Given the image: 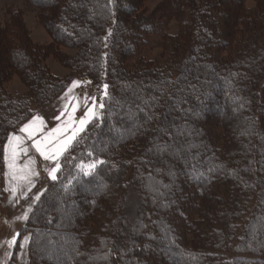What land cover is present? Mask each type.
Wrapping results in <instances>:
<instances>
[{
	"label": "trees",
	"instance_id": "16d2710c",
	"mask_svg": "<svg viewBox=\"0 0 264 264\" xmlns=\"http://www.w3.org/2000/svg\"><path fill=\"white\" fill-rule=\"evenodd\" d=\"M26 1L52 42L0 23L1 178L10 134L74 79L108 85L28 218L29 264H264V0Z\"/></svg>",
	"mask_w": 264,
	"mask_h": 264
},
{
	"label": "rangeland",
	"instance_id": "374dc122",
	"mask_svg": "<svg viewBox=\"0 0 264 264\" xmlns=\"http://www.w3.org/2000/svg\"><path fill=\"white\" fill-rule=\"evenodd\" d=\"M158 4L159 1L150 3L149 4L150 10L154 9ZM249 5L250 6L253 5V3L249 2ZM9 11L22 12L24 21L27 27L31 30L33 39L36 42L41 44H49L52 42L48 33L40 25V22L38 20V10L30 3H28L26 0H0L1 24H3L8 19L7 14ZM175 31H176V23L174 22L172 24V32L174 33ZM64 52L69 56H74L76 54V51L69 49H65ZM147 55L150 58L160 57L161 50H157V49L153 50L152 52H149ZM46 63L49 68H52L53 72H56L54 70V66L56 65L57 67L62 69V71H68V75H70L71 73L69 69L63 67L54 58H49L46 61ZM64 78H60V79H64ZM74 82H78V84L74 85ZM19 87L25 88L21 80L16 76L7 85L6 88L11 95H18V94H12L11 92L18 93ZM69 89H71V93H69ZM104 95H105V89L103 92H101V89L97 88L94 85V83H92L91 81L81 78H76L72 81L66 92L61 97H59L55 102H53L46 108L37 111L38 114H35L33 118L36 116L42 118L45 122L47 129L55 127L61 122L60 120H57L56 117L61 115V111L63 110V106L65 105V103H68L69 101L75 103V98L77 97L80 100V106L78 107V110L73 114L74 119L78 121L79 118L83 117L84 112L86 111V106L87 107L92 106L93 103L92 98L96 99V105H97L96 110L98 111L99 116L102 117V110L99 109V104L102 103V97ZM85 98H87V104L85 103ZM65 118L66 117H61L62 120ZM100 120L101 119L97 118L92 120L90 123H88L85 126L84 131L79 133L77 137V141L85 135L90 124L94 123L95 121L99 122ZM75 142H73L72 146L74 145ZM30 143L31 142H28L29 145ZM29 156H31L36 161L34 168L35 171L38 173V175L33 178L34 186L31 188L30 191L25 189L23 195H21L19 191L15 193L17 194V197L9 206H5L7 200L6 190H5L6 186H5L4 178L2 179L0 176V264H10L14 249L17 250V252L18 251L20 252L17 253L16 256L17 259V257L20 256L21 251L25 248V244L27 242L29 248L32 234L27 229L28 218L31 212L33 211L34 207L38 203V201L45 193L49 183L52 182V180L48 177V174L45 170L46 168L52 166L51 163L44 161L43 158L40 157L39 154L36 153L34 149H30ZM63 157L61 158V164ZM27 158L28 157H21L20 163H23L25 160H27ZM4 173H5V168H4ZM39 193H42V195H40V199L37 201L34 199V197ZM11 194L14 195L12 192ZM131 199L128 202L130 207L128 206L127 207L129 208L128 210L135 213L136 204ZM19 231H24V234L21 237V240L17 242ZM14 237H15V243L11 244L10 246L9 242H11Z\"/></svg>",
	"mask_w": 264,
	"mask_h": 264
},
{
	"label": "snow or ice",
	"instance_id": "6c2138e0",
	"mask_svg": "<svg viewBox=\"0 0 264 264\" xmlns=\"http://www.w3.org/2000/svg\"><path fill=\"white\" fill-rule=\"evenodd\" d=\"M76 84L78 82H74V85ZM103 87L106 95L108 85ZM69 93H71V89H69ZM92 101V106H86L83 117L79 118L78 121L74 119L73 115L80 106V100L77 97L75 98V103H72V101L65 103L61 115L56 117L61 122L55 127L47 129L44 120L36 116L19 128L20 134H10L8 136L7 143L3 148V159L7 168L5 175L13 194L19 191L23 195L25 189L30 191L34 186L33 178L38 173L34 168L36 161L29 156L30 149H34L44 161L51 163L52 166L45 170L53 182L58 180V173L62 169L61 158L72 146L73 142L77 141L79 133L83 132L85 126L92 120L97 118L101 119V121L103 120V117H100L96 110V99L92 98ZM85 103L87 104V98H85ZM103 108V103H100L99 109L102 110ZM61 117L66 118L62 120ZM28 142H31L30 145ZM92 155L90 152L89 156ZM21 157L28 158L23 163H20ZM103 163L104 161L102 160H94L88 164L81 163L79 168L83 176L87 177L95 173L98 164ZM40 195L42 193L37 194L34 199L38 201ZM13 243H15V237L9 242L10 246Z\"/></svg>",
	"mask_w": 264,
	"mask_h": 264
},
{
	"label": "crops",
	"instance_id": "0c3cea01",
	"mask_svg": "<svg viewBox=\"0 0 264 264\" xmlns=\"http://www.w3.org/2000/svg\"><path fill=\"white\" fill-rule=\"evenodd\" d=\"M32 38H33V35H32ZM34 40V39H33ZM35 41V40H34ZM36 42V41H35ZM36 43H38V42H36ZM39 44H41V43H39ZM50 70H51V72H52V74H54L55 76H57V77H59V78H64V77H66L67 75H68V71H62V69H60L59 67H57L56 65L54 66V70L56 71V72H53V70H52V68H50ZM66 70V69H65ZM24 85V84H23ZM25 86V85H24ZM10 91V90H9ZM26 91H27V88H26V86H25V88H22V87H19V92L17 93V92H11L12 94H24V93H26ZM55 102V101H54ZM36 114H38V113H36ZM35 116V115H34ZM33 118V117H32ZM31 118V119H32ZM30 119V120H31ZM29 120V121H30ZM26 123H28V122H26ZM24 125V124H23ZM22 125V126H23ZM21 126V127H22ZM12 134H20L19 133V129L16 131V132H14V133H12ZM7 143V142H6ZM6 172H7V168H6V165H5V173H4V181H5V190H6V198H7V200H6V203H5V206H9L14 200H15V198L17 197V194H14V195H12L11 194V190H10V185H9V183H8V179H7V177H6ZM18 253H20V252H18ZM15 264H29V253H28V242L25 244V248L21 251V254H20V256H18L17 257V259H16V262H15Z\"/></svg>",
	"mask_w": 264,
	"mask_h": 264
}]
</instances>
